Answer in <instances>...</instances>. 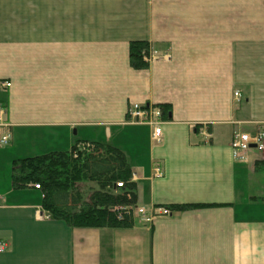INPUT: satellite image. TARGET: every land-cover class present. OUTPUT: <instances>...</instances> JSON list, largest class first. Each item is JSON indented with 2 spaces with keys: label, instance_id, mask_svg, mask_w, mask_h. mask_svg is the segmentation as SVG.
<instances>
[{
  "label": "crops",
  "instance_id": "obj_1",
  "mask_svg": "<svg viewBox=\"0 0 264 264\" xmlns=\"http://www.w3.org/2000/svg\"><path fill=\"white\" fill-rule=\"evenodd\" d=\"M137 41L155 56L144 70ZM131 103L170 106L161 144L125 124ZM0 105V264H264V196L247 184L264 154L231 148L264 129V0H0ZM79 142L126 153L147 214L204 206L130 228L48 218L41 190L12 188V164Z\"/></svg>",
  "mask_w": 264,
  "mask_h": 264
},
{
  "label": "trees",
  "instance_id": "obj_2",
  "mask_svg": "<svg viewBox=\"0 0 264 264\" xmlns=\"http://www.w3.org/2000/svg\"><path fill=\"white\" fill-rule=\"evenodd\" d=\"M152 46L146 41L130 45L131 65L147 69ZM168 119L170 106L162 105ZM79 142L70 151L15 160L11 167L14 190L39 185L43 208L53 220L73 228H130L134 225L133 208L137 187L126 153L112 145ZM264 172V162L257 165ZM122 184L121 188L117 184ZM204 205L165 207L173 212L201 208ZM131 209V210H129Z\"/></svg>",
  "mask_w": 264,
  "mask_h": 264
},
{
  "label": "built area",
  "instance_id": "obj_3",
  "mask_svg": "<svg viewBox=\"0 0 264 264\" xmlns=\"http://www.w3.org/2000/svg\"><path fill=\"white\" fill-rule=\"evenodd\" d=\"M147 61L151 58L146 59ZM4 87H11L10 83L3 85ZM239 98V94H236ZM128 125H140L148 126L152 129V141L155 144H161L163 142L162 126L164 124L163 113L159 108L152 106L143 107L139 103H133L128 111L127 122ZM11 140L10 125L5 121V110L0 108V144L6 146ZM256 146L257 150L261 153L264 152V131H257L254 135L247 133H237L234 135L232 141L233 156L237 161H246L248 154L251 151V146ZM162 169L160 166H156L154 169L155 177H162ZM121 187L122 184H118ZM40 189L39 186H36ZM138 213L144 218L147 223L152 222L154 216H147L143 209H139ZM160 213H167V211L160 210ZM6 250V244L0 242V253H4Z\"/></svg>",
  "mask_w": 264,
  "mask_h": 264
},
{
  "label": "rangeland",
  "instance_id": "obj_4",
  "mask_svg": "<svg viewBox=\"0 0 264 264\" xmlns=\"http://www.w3.org/2000/svg\"><path fill=\"white\" fill-rule=\"evenodd\" d=\"M123 140H125V135H122ZM23 146L20 144L18 148H22ZM6 147H2V149ZM4 150V149H3ZM2 153V152H0ZM23 153V152H22ZM22 156V157H26ZM252 170V169H251ZM252 172V171H251ZM254 172V171H253ZM248 187L250 188L252 195H262L264 196V172L253 173L250 179L247 182Z\"/></svg>",
  "mask_w": 264,
  "mask_h": 264
}]
</instances>
